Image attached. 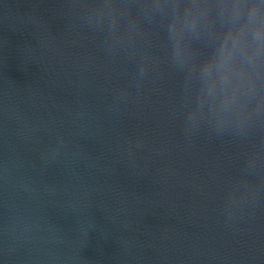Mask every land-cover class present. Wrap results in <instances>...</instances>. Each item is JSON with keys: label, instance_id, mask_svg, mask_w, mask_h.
Segmentation results:
<instances>
[{"label": "water", "instance_id": "water-1", "mask_svg": "<svg viewBox=\"0 0 264 264\" xmlns=\"http://www.w3.org/2000/svg\"><path fill=\"white\" fill-rule=\"evenodd\" d=\"M0 264H264V0H0Z\"/></svg>", "mask_w": 264, "mask_h": 264}]
</instances>
